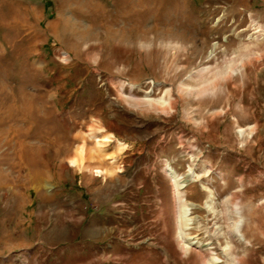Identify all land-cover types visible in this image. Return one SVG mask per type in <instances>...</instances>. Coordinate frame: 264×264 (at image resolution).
<instances>
[{
  "label": "rangeland",
  "instance_id": "1",
  "mask_svg": "<svg viewBox=\"0 0 264 264\" xmlns=\"http://www.w3.org/2000/svg\"><path fill=\"white\" fill-rule=\"evenodd\" d=\"M0 264H264V0H0Z\"/></svg>",
  "mask_w": 264,
  "mask_h": 264
},
{
  "label": "bare ground",
  "instance_id": "2",
  "mask_svg": "<svg viewBox=\"0 0 264 264\" xmlns=\"http://www.w3.org/2000/svg\"><path fill=\"white\" fill-rule=\"evenodd\" d=\"M232 65H229V68L231 67ZM246 66V65H245Z\"/></svg>",
  "mask_w": 264,
  "mask_h": 264
}]
</instances>
